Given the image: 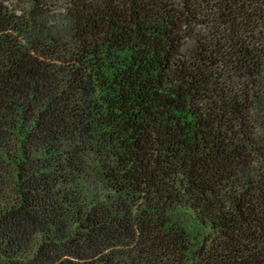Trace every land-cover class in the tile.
I'll return each instance as SVG.
<instances>
[{
	"label": "trees",
	"instance_id": "trees-1",
	"mask_svg": "<svg viewBox=\"0 0 264 264\" xmlns=\"http://www.w3.org/2000/svg\"><path fill=\"white\" fill-rule=\"evenodd\" d=\"M0 264H264V0H0Z\"/></svg>",
	"mask_w": 264,
	"mask_h": 264
}]
</instances>
